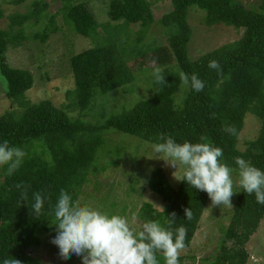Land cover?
I'll list each match as a JSON object with an SVG mask.
<instances>
[{
	"label": "trees",
	"instance_id": "1",
	"mask_svg": "<svg viewBox=\"0 0 264 264\" xmlns=\"http://www.w3.org/2000/svg\"><path fill=\"white\" fill-rule=\"evenodd\" d=\"M54 1L62 3L65 19L77 34L90 36L97 30L86 4ZM171 1L172 9L158 20L167 30L168 44H157L156 40L145 41L155 21L150 0H111L108 14L120 23L121 33L116 31L107 43L71 56L74 85L66 88V101L60 105L47 97L26 100L28 90L36 86L31 61L23 67L12 66L5 56L9 43L17 45L25 39V22L30 19L34 25L47 16L44 28L40 31V26L33 34L42 42L57 31L56 14L45 13L49 3L35 0L29 13L10 15V26H18L16 31L0 29V72L7 81L6 95L23 108L13 106L0 115V154L6 158L0 173V264H40L31 251L41 242L38 234L58 223L67 225L73 217L80 219L83 211L73 208L89 175L120 162L116 154L106 157L100 153L108 130L124 132L186 158L181 181L177 189L164 193L162 209L142 204L138 219L147 228L131 237L135 252L125 264H173L168 249L191 245L216 179L226 172L241 175L244 182L220 251L207 261L247 264L246 245L264 219V0L256 9L238 0ZM192 5L206 11L209 25L222 22L244 27L242 36L191 58L192 31L187 16ZM3 16L0 7V18ZM123 30L137 35L124 42ZM130 58L164 64L151 74L153 95L121 112L107 114L101 106L95 110L98 93L105 96L135 80ZM78 108L81 114L74 116ZM86 109L94 110L95 122L87 120ZM249 115L257 117L261 126L257 136L240 149L239 136ZM120 149L117 145L121 156L128 152ZM130 153L131 162L140 159L137 152ZM150 176L147 183L152 190L167 179L160 167L150 171ZM133 180L131 190H136ZM112 203L109 206H114L122 219L120 226L107 225L113 240L131 227H126L124 219L129 206L123 211L114 199ZM75 224L74 230H79L80 222ZM65 250L74 253L78 264H124L122 259H111L82 245L71 244ZM180 260L183 257L177 256L176 261Z\"/></svg>",
	"mask_w": 264,
	"mask_h": 264
},
{
	"label": "rangeland",
	"instance_id": "2",
	"mask_svg": "<svg viewBox=\"0 0 264 264\" xmlns=\"http://www.w3.org/2000/svg\"><path fill=\"white\" fill-rule=\"evenodd\" d=\"M34 1L25 0L21 3H15L13 0H0V7L4 12V16L0 18V29L16 31L18 26L13 28L10 26L9 16L16 13H29L34 7ZM42 1L49 3L46 14H56L57 31L51 33L46 42H42L33 34L39 30L40 26V31L44 28L48 21L47 16L42 19L41 23L34 25H31L34 23V19H30L25 22V39L21 44L9 43L5 56L12 66L23 67L31 61L29 66L35 73L36 86L28 90L29 92L24 96L26 100L35 101L47 97L60 105L66 101V88L74 85V81L70 77V75L72 76L71 56L89 47L110 41L111 38L109 37L118 31L120 23L111 20L108 14L111 0H75L74 3L87 5L94 14L95 22L98 25L97 30L90 36H83L80 33L77 34L72 25L66 21L60 1ZM150 1L152 2L155 21L148 28L145 41L153 42L156 40L157 44H168L167 30L158 23V20L164 13L172 9V1ZM238 1L255 9L261 3V0ZM187 19L192 31L188 50L193 59L225 43L239 39L244 32V27L236 28L222 22L209 25L206 22V11L198 5L190 6ZM122 32L124 39L127 40L124 42L127 43L137 35L132 30L130 32L123 30ZM118 33L121 32L118 31ZM129 64L131 69L136 72L135 80L105 96L98 93L96 102H94L95 110L98 111L99 106H101L107 114L121 112L124 108L132 107L138 100L153 95L151 74L161 69L164 64L154 62L153 65L146 58H130ZM6 86L7 81L0 72V115L13 106L23 109L19 108V103H14L7 97ZM84 112L87 120L95 122V118L91 115L94 112L93 109H86ZM80 114V108L74 111V116ZM97 116L100 120L101 115L97 114ZM246 122L247 126L240 133L238 140L240 149L245 147L247 140L257 136L261 126L259 119L253 115L247 116ZM105 135L107 141L100 148L101 155L113 157L116 154L120 162L116 166L102 168L100 172L89 175L73 208L74 211L82 210L83 217L81 216L80 219L73 217L67 225L58 223L53 225L51 229L42 230L38 234L41 242L31 251L33 255L39 258L40 264H78L74 253L72 251L68 253L65 250L71 244L99 250L111 259L118 258L122 259L124 264L127 263L135 252V248L130 244L131 237L134 236L135 232L144 231L147 228L146 225H143L142 219H138L142 204L152 203L158 210H161L165 204V201L162 200L164 193L177 189L185 170V157L181 158L176 153H172V150L150 142H142L124 132L108 130ZM132 144H134V148L131 147ZM117 145L120 146V150H124V147L128 152L121 156L117 152ZM131 150L135 154L137 152L140 159L131 162L133 160L132 158L129 159L132 157ZM5 159V156L0 154V173ZM155 167H160L167 179L160 188L152 190L147 182L151 177L150 171L152 172ZM132 180L136 182V190H131ZM243 182L244 179L237 173L226 172L218 176L191 245L188 248L168 249V254L173 257L171 263L208 264V256H214L216 252L220 251V242L231 221L234 202ZM113 199L117 202L116 204H120V209L123 211L126 206H129L125 210L124 219L127 221L126 227L130 226L131 229L125 231L119 238L112 240L109 238L110 232H108L107 225L113 227L114 225L120 226L122 223L118 210L115 211L114 206H109L110 203L114 205ZM125 199L126 204L122 201ZM114 213L116 216L111 215ZM78 221L81 224L79 230H74L75 223ZM228 244L231 245V241ZM246 247L249 254L247 264H264V219ZM177 256L183 257V260L176 261Z\"/></svg>",
	"mask_w": 264,
	"mask_h": 264
}]
</instances>
